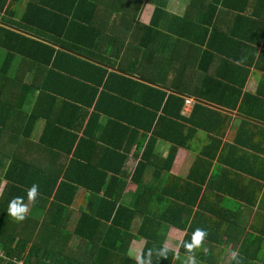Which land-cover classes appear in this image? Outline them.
Returning a JSON list of instances; mask_svg holds the SVG:
<instances>
[{
	"label": "crops",
	"instance_id": "crops-1",
	"mask_svg": "<svg viewBox=\"0 0 264 264\" xmlns=\"http://www.w3.org/2000/svg\"><path fill=\"white\" fill-rule=\"evenodd\" d=\"M19 1L24 0H15L14 5ZM92 1L97 6L92 23L100 29L99 38L113 45L111 55L117 58L116 61L111 59L112 67H103L116 74L107 85L120 91L119 118L102 111L97 113V103L101 105L103 94L97 101L92 99L90 106L78 103L82 104L78 105L82 110L65 104L60 94L53 100L47 95L48 91H43V86L66 93L69 92L68 81L58 77L48 79L44 70L39 78L26 83L24 77L31 76L32 70L42 71L43 66L30 67L14 57L8 67H0V71H7L6 75L0 74V101L8 113L14 109L15 100L23 98L22 109L26 114L34 112L36 117L24 116L23 122L14 129L10 127L13 117L5 114L0 119V193L6 183L4 172L13 157L34 168H45L54 173L58 181L71 173L81 174L79 165L93 170L101 164L116 167V177L126 182L121 193L123 204H132L134 194H161L162 205L154 210L161 214L166 209L171 213L168 217L178 212L173 211L176 204L187 206L170 194L195 193L198 186L199 215L194 225L206 232L203 241L220 237L226 248L227 245L240 246L244 239L248 243V239H254L258 241L255 244H258L259 256H263L260 259L263 263H257L264 264V0H232L229 10L217 3L215 29L209 28L214 35L205 44L192 40L195 26L187 20L197 13L189 9L193 6L190 0ZM211 1H202L201 5L208 6ZM24 7V4L16 7L14 15H0V29L11 30L0 33L1 56L20 55L23 52L20 50L26 52L29 47L30 42L23 41L18 34L12 36L18 30L13 23L16 26L27 24L21 16ZM43 32L42 29L40 35ZM54 36L77 40L76 45L72 43L75 51L63 49L66 56H78L76 62L61 65L63 70L90 69L79 60L96 63V59L89 56L96 54L90 45L95 44L93 31L81 36V40H87V45L77 43L78 31H60ZM128 52L132 56L129 59L124 57ZM126 59L135 62L129 63ZM96 76L98 79L99 75ZM88 77L84 84L100 91L102 86L88 82L91 81ZM122 78H129L135 84L124 82ZM72 86L74 89L78 86V97L84 98L80 91L82 86L73 81ZM115 94L118 93L113 96ZM84 110L87 113L81 120ZM95 113L98 117L93 127L85 128L87 118ZM61 122L73 127L68 130L76 133L77 148L75 144L70 148L69 137L59 130ZM117 124H121L122 137L121 147L115 149ZM84 131L90 139L83 136ZM130 136L132 141L127 146ZM69 148L71 153H65ZM73 151L81 154L77 156ZM112 151L120 153V167L114 162L119 156L115 158ZM171 151L174 152L172 157ZM106 172L108 181L112 171ZM89 176L96 181L101 178L94 173ZM106 181L96 194H103ZM91 192L76 184L70 211L78 215ZM142 205L147 208L145 203ZM27 208L25 214L31 213L29 206ZM140 223L141 217L137 216L128 230L131 236L128 254L135 259L146 242L138 233L142 228ZM156 233L163 236L162 246L176 252L186 229L166 222ZM174 236L179 238L176 248L166 243L168 237ZM233 253H238V249Z\"/></svg>",
	"mask_w": 264,
	"mask_h": 264
},
{
	"label": "trees",
	"instance_id": "trees-1",
	"mask_svg": "<svg viewBox=\"0 0 264 264\" xmlns=\"http://www.w3.org/2000/svg\"><path fill=\"white\" fill-rule=\"evenodd\" d=\"M14 1L0 0V15L7 16L8 13H10L9 15H14L16 7H21V4H24L25 7L21 16L27 21V24H18L16 26L13 23L18 30L12 36L15 35L17 37L18 34L23 41L26 40L30 44L28 43L29 47L26 52L23 49L20 50L23 51L20 55H0V67H8L13 63V58L16 56L24 64L28 63L30 67L35 65L36 68H39L42 65V71L38 69L32 70L33 74L31 76L24 77L26 83L33 82L35 77L36 79L37 77L39 78L40 73L46 70L43 72L46 78L54 80L58 77L68 81L66 86H68L69 92L66 93H58L56 89L43 86V91H48L46 92L47 95L49 94L53 100L57 97L55 95L60 94L65 97H63L65 104L75 107L76 110L78 108L82 110L81 106L78 105L85 104L90 106L92 105V99L97 101L100 94H103L101 105L97 103V113L102 111L110 114L115 119L119 118L118 103L121 97L120 91L107 85L116 74L108 72L103 67H112L113 65L110 64L111 59L116 61L117 58L111 55L113 45H109L107 40L99 38L100 29L92 23L93 15L97 8L93 1L66 0L61 3L60 1L56 2V0H24L19 1L18 5V2L14 5ZM190 1H192L193 6L189 9L197 13L196 17L187 20V22L195 26L193 28L195 37L192 35V40H197L196 43L202 44L203 42L205 44V41L209 40L210 37L213 38L214 35L213 29H215V25H213V20L217 15L216 4L220 3L221 8L229 10L233 1L212 0L207 3L208 6L201 5V2L205 0ZM123 11L127 13L124 9ZM211 26L213 29H209ZM42 29L44 32L40 35ZM70 30L78 31L80 39H78L79 42L77 43L79 44L87 45V40H81V36H84L89 30L93 31L95 35L94 40H92L95 44L91 43L90 45L96 54L89 56L95 58L97 64L79 60V62L90 68L89 70L83 69L85 67H79L77 71H72L70 69L63 70V67H61L65 62H76L78 56H66L63 51L65 49L75 51L72 43L76 45L75 42L77 40H72L68 37L60 39L56 36L53 37V35L58 34L60 31L65 33ZM5 31L10 33L11 30L0 29V33ZM19 31L25 32L30 38ZM177 33L180 32L177 31ZM21 44L19 45L21 46ZM210 44L208 43L207 45ZM56 46L59 47L55 48ZM84 57L87 59L88 56L85 55ZM124 57L129 59L132 56L128 52ZM127 62L133 63L135 60H127ZM86 72L90 75H87ZM0 74L6 75V69H2ZM96 74L99 75L98 79ZM87 76L91 80L88 82L93 83L97 87L102 86V89L96 92L93 86L84 84L87 81ZM122 80L128 83L131 82L129 78H122ZM72 81L82 86L80 91L81 94H84V98L78 97V86L74 89ZM131 84L134 85L135 83L131 82ZM114 93L118 94L113 96ZM111 96L113 100L110 98ZM85 98L86 100H84ZM87 98L91 99L87 101ZM0 102V119L5 114L9 118L13 117L14 121L10 126L13 129L15 125L23 122L24 116L27 119L36 117L34 112L26 114L22 109L23 98L19 101L16 99L13 103L15 113L12 108L7 113L4 103H2L3 101ZM93 108H95V104H93ZM66 111L69 112V109ZM84 113L85 115H82L81 120L84 119L87 111L84 110ZM97 113L87 118L85 128L93 127L92 124L98 117ZM92 117L94 118L91 119ZM57 122L59 123L60 121ZM62 123H60L59 130L69 137L70 148L74 144L77 148L79 140L76 133L68 130L73 129V127H70V124L64 126ZM120 127L121 124H117L114 141L115 143L118 142V144L115 149L121 147L119 143L122 137V131H119ZM83 136L90 139L86 131H84ZM83 136L82 139L84 140ZM131 141L132 138L130 136L126 145L128 146ZM70 148L65 153H71ZM173 153L171 151V157ZM72 154L78 156L81 153L73 151ZM112 155L115 158L117 155L119 156V159H115L114 162L117 161L120 167L122 163L120 153L112 151ZM110 158H108L109 161ZM76 164L79 165L77 161ZM79 166L80 169L78 171L82 172L83 176H80L82 178L71 176V174L74 176L81 174L71 173L58 181V177L54 173L44 170L45 168H34L31 165L24 164L16 157L9 161L8 167L4 172L6 183L2 193H0L2 194L0 197V264H140L141 261H143V264H188L190 255L194 257L195 264H258L257 261L261 262L260 259H263L261 258L263 256H259L258 244H255L258 241L255 242L254 239H248L250 243L244 239V242L241 241L240 243L241 247L227 245L228 247L225 248V245H223L224 241L220 237L204 242L205 236L199 247L193 249L191 253L186 250L184 247L185 243L191 241V237L197 229L194 224L199 215L197 200L200 197V188H197L198 186H196L195 193L188 191V194L179 192L170 194L176 201H180V204L183 202L187 203V206L182 207L176 204L173 207V211H178V216V212H176L173 217H168L171 214L168 210L164 209L161 214H157L154 210L155 207L162 205L161 194H134L132 204H123L121 202L123 194L121 193L124 191L126 182L116 177L118 168H112L108 164H101L95 170L91 167L83 169L81 165ZM26 167L33 171L31 172ZM107 170L112 171L108 181L105 180ZM93 173L98 177L101 176V178L99 177L100 179L97 181L91 180L89 175ZM133 179L136 185L137 180L134 177ZM105 181L107 185L103 194H96L101 191ZM33 184L37 186V194L33 201H29L27 192ZM76 184L86 187L88 191H92L87 196L86 206L83 207L78 215L69 209L75 195ZM113 192L114 194H112ZM16 197L22 198V203L29 206L31 211V213L25 214L22 220L11 217L6 211L10 201ZM151 200H154V204L148 207V203ZM143 203L146 204L147 208L143 207ZM193 206H196L195 210H193ZM137 216L141 217L140 225L142 227L138 233L146 239V242L142 253L135 259L128 254L129 240L131 238L128 230ZM177 218H180L181 222ZM174 219H177V221ZM166 222L186 229V233L176 252L162 246L163 236H158L156 233V230H160ZM227 242L231 244L229 241ZM248 244H251L250 247L246 246ZM164 249H167V252L161 254ZM237 249L238 253L233 256L234 250ZM228 251L232 255H227L229 254Z\"/></svg>",
	"mask_w": 264,
	"mask_h": 264
},
{
	"label": "clouds",
	"instance_id": "clouds-1",
	"mask_svg": "<svg viewBox=\"0 0 264 264\" xmlns=\"http://www.w3.org/2000/svg\"><path fill=\"white\" fill-rule=\"evenodd\" d=\"M36 194H37V186L33 184L32 187L27 192L28 200L33 201L36 197ZM6 211L7 214L10 215L11 217L17 220H22L24 218L25 213L28 211V208L25 204L22 203V198L16 197L10 201ZM205 236H206V232L204 230L196 229L191 237V241L185 243L184 247L189 253H191L193 249L199 247L201 241ZM166 252L167 249H164L161 254H165ZM233 256H235V253H233ZM140 264H143V261H141ZM188 264H195V259L191 255L188 257Z\"/></svg>",
	"mask_w": 264,
	"mask_h": 264
},
{
	"label": "rangeland",
	"instance_id": "rangeland-1",
	"mask_svg": "<svg viewBox=\"0 0 264 264\" xmlns=\"http://www.w3.org/2000/svg\"><path fill=\"white\" fill-rule=\"evenodd\" d=\"M170 237V236H169ZM166 240V243L170 245L173 248H176L178 246V236L171 237ZM20 264V263H19Z\"/></svg>",
	"mask_w": 264,
	"mask_h": 264
},
{
	"label": "built area",
	"instance_id": "built-area-1",
	"mask_svg": "<svg viewBox=\"0 0 264 264\" xmlns=\"http://www.w3.org/2000/svg\"><path fill=\"white\" fill-rule=\"evenodd\" d=\"M1 254V253H0Z\"/></svg>",
	"mask_w": 264,
	"mask_h": 264
}]
</instances>
